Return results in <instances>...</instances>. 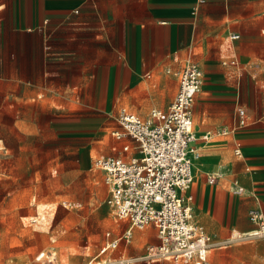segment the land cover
<instances>
[{"label": "rangeland", "instance_id": "1", "mask_svg": "<svg viewBox=\"0 0 264 264\" xmlns=\"http://www.w3.org/2000/svg\"><path fill=\"white\" fill-rule=\"evenodd\" d=\"M234 47L224 37L214 60H200L207 67V78L198 100L210 95L230 101L212 100L221 109L226 106L222 121L211 125L194 121L204 167L199 172L203 192L196 198L194 212L213 236L229 239L210 252V264H264V238L244 235L230 239L236 230L243 233L257 227L248 216L249 207L258 205L264 211V140L254 147L253 140H248L249 155L239 160L231 136L202 139L206 130L228 123L233 111L238 71L222 64L221 56L233 53ZM241 81L250 87L246 96L249 112L260 118L248 126L264 125V66L253 73L245 71ZM97 90L99 95H88ZM105 91L106 87H83L73 91L76 95L65 96L50 89L32 95L11 90L0 96V264H39L36 256L42 251L51 255L53 264L83 263L97 254L108 230L117 237L128 229L129 222L116 217L107 203L109 187L94 157L120 154L123 142L112 134L113 129H121L115 115L121 108L140 113L141 104L131 97L95 101L106 98ZM218 162L230 164L241 176L248 187L245 193L230 191L225 182L205 183L206 173ZM246 165H250L247 173ZM255 191L257 199L252 195ZM156 234L153 225L134 227L132 242L123 237L113 254L138 257L148 245L159 242ZM135 264L173 263L139 259Z\"/></svg>", "mask_w": 264, "mask_h": 264}, {"label": "crops", "instance_id": "2", "mask_svg": "<svg viewBox=\"0 0 264 264\" xmlns=\"http://www.w3.org/2000/svg\"><path fill=\"white\" fill-rule=\"evenodd\" d=\"M233 33L239 38L232 39ZM224 37L235 47L233 53L221 54L222 61L237 56L241 66L234 68L238 82L233 111L220 128L232 122L239 105L252 114L246 97L250 87L241 79L245 71L253 73L264 66V0H0V96L11 90L32 95L46 89L71 96L83 87H106V98L95 101L131 97L141 104L137 114L147 117L152 108L170 106L179 87L176 71L187 60L202 67L206 81L207 67L200 60H214ZM200 92L193 125L194 121L211 125L225 119L226 106L221 109L212 100L230 99L206 95L198 100ZM227 136L233 138V153L236 139L242 142L244 155H234L245 160L248 140H253L251 147L264 140V125H250ZM216 169L227 172L219 183L225 182L230 189L236 177L248 189L230 164L218 162ZM249 170L246 165V173ZM195 178L190 192L196 207L203 188L200 180L195 184ZM252 195L258 198L256 191Z\"/></svg>", "mask_w": 264, "mask_h": 264}, {"label": "built area", "instance_id": "3", "mask_svg": "<svg viewBox=\"0 0 264 264\" xmlns=\"http://www.w3.org/2000/svg\"><path fill=\"white\" fill-rule=\"evenodd\" d=\"M239 36L238 33L231 34L232 39ZM222 63L240 68L237 56L225 57ZM176 74L179 77L178 91L166 110L152 108L149 116L142 117L121 108L115 115L121 129H113L112 134L123 142L120 151L129 155L99 153L94 157V163L104 172L109 187L107 203L112 212L130 225L123 236L116 237L108 230L106 241L97 254L79 264H135L139 259L169 260L173 264H210V252L229 242V239L214 237L196 219L194 197L190 192L195 178L194 160L200 155L198 137L193 128V107L205 82V72L197 62L189 59ZM259 120L239 105L230 124L208 131L202 137L211 139L216 135L235 134ZM234 153L244 155L239 139L235 141ZM226 174L223 169L213 170L207 174V182L216 184ZM230 189L237 194L246 191L236 177L232 179ZM248 216L257 225L252 235L264 238L263 209L253 206ZM148 225L157 230V244L148 245L138 257L113 254L123 237L127 242L132 240L134 227ZM110 251L112 254H108ZM50 258L45 251L36 256L39 264H53Z\"/></svg>", "mask_w": 264, "mask_h": 264}, {"label": "bare ground", "instance_id": "4", "mask_svg": "<svg viewBox=\"0 0 264 264\" xmlns=\"http://www.w3.org/2000/svg\"><path fill=\"white\" fill-rule=\"evenodd\" d=\"M195 168L197 169V175H196V178H195V184L197 185L198 182H199V170H203L204 167H203V162H202V159L200 157V155L196 158L195 160ZM256 228L254 229H251L249 231H245L243 233H240L238 230H236L230 237V239L232 238H236V237H241V236H246V235H252L254 234L256 231Z\"/></svg>", "mask_w": 264, "mask_h": 264}]
</instances>
